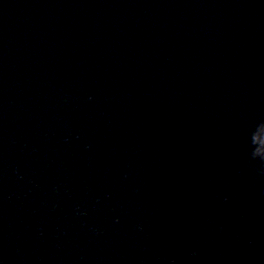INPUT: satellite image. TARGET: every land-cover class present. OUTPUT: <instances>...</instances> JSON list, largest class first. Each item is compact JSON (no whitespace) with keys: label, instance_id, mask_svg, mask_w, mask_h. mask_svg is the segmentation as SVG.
Returning <instances> with one entry per match:
<instances>
[{"label":"water","instance_id":"95a60500","mask_svg":"<svg viewBox=\"0 0 264 264\" xmlns=\"http://www.w3.org/2000/svg\"><path fill=\"white\" fill-rule=\"evenodd\" d=\"M0 264H264V0H0Z\"/></svg>","mask_w":264,"mask_h":264}]
</instances>
